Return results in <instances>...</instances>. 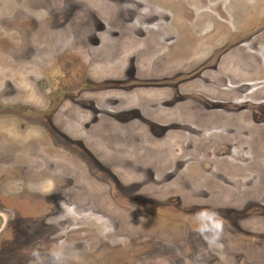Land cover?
Masks as SVG:
<instances>
[{
    "label": "rangeland",
    "instance_id": "1",
    "mask_svg": "<svg viewBox=\"0 0 264 264\" xmlns=\"http://www.w3.org/2000/svg\"><path fill=\"white\" fill-rule=\"evenodd\" d=\"M0 264H264V0H0Z\"/></svg>",
    "mask_w": 264,
    "mask_h": 264
},
{
    "label": "flooded vegetation",
    "instance_id": "2",
    "mask_svg": "<svg viewBox=\"0 0 264 264\" xmlns=\"http://www.w3.org/2000/svg\"><path fill=\"white\" fill-rule=\"evenodd\" d=\"M8 85V84H7Z\"/></svg>",
    "mask_w": 264,
    "mask_h": 264
}]
</instances>
